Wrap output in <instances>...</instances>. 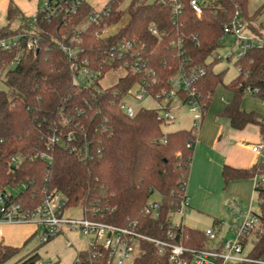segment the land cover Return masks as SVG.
<instances>
[{
    "label": "trees",
    "instance_id": "trees-1",
    "mask_svg": "<svg viewBox=\"0 0 264 264\" xmlns=\"http://www.w3.org/2000/svg\"><path fill=\"white\" fill-rule=\"evenodd\" d=\"M250 1L207 0L198 17L183 0L182 13L174 20L168 0H131L126 9V0H110L107 16L87 29L84 23L94 9L85 1L75 12L70 11L69 4L55 1L61 7L51 18L42 9L35 17H25L11 6L9 24L0 27V41L18 38L16 48L0 47V81L7 87L0 90V196L9 194L32 210L48 194L60 193L67 199V208L83 209L90 220L132 229L167 244L210 250V239L204 231L170 221V215L181 211L187 199L185 189L197 133L190 129L166 134L157 119L158 108L138 107L130 118L120 104L137 84L157 98L170 90V77L177 76L182 68L196 76V100L203 118L222 86L233 97L219 116L227 118L235 130L255 125L264 135V113L241 108L243 99L249 96L248 89L256 91L251 97L264 103V45L238 58L235 67L239 72L230 83H224L226 71L215 72L224 60L216 51L222 45L225 24L239 18L252 35L264 40V22L260 21L264 3L251 14ZM16 20L18 25L13 27ZM121 23L116 33L106 34ZM152 27H156L158 36L151 33ZM34 41L35 46L28 49ZM123 41L133 43L130 53L155 73V84L152 74L129 71L126 64L135 60L130 54H118ZM63 45L78 49L80 59L89 61L97 78L88 84H76L72 61ZM118 69L124 76L114 85L103 87L101 79ZM54 137L58 141L53 142ZM189 143L193 144L191 148L187 147ZM259 176H264V158L249 170L223 169L225 185ZM12 189L19 191L9 192ZM155 193L160 200L157 216L146 213ZM255 193L260 205L257 215L264 228L261 180ZM222 242L216 248H221ZM134 244L135 254L129 264H170L169 248L160 252V247L145 239H137ZM21 250L0 244V264H41L38 253L20 256ZM97 253L95 264H113L103 250ZM263 255L264 232L249 257L263 261ZM79 256L87 258V250L78 252ZM187 260L191 264L190 255Z\"/></svg>",
    "mask_w": 264,
    "mask_h": 264
},
{
    "label": "built area",
    "instance_id": "built-area-1",
    "mask_svg": "<svg viewBox=\"0 0 264 264\" xmlns=\"http://www.w3.org/2000/svg\"><path fill=\"white\" fill-rule=\"evenodd\" d=\"M61 4H69L71 12H75V8L80 2L85 0H76L73 4L71 0H55ZM55 1L44 0L42 10L45 12L46 17H56L59 14L61 5H57ZM171 8V13L176 20L183 10V0H168ZM191 10L200 17L206 6L207 0H187ZM109 13V7L106 5L97 10L94 9L88 20L84 23L85 29L90 27L92 24H98L107 14ZM245 24L241 19L236 18L231 22L227 23L223 27V39L231 38L235 45L232 53L226 59L234 60L235 62L242 56L243 53L247 52L251 48H261L264 45L262 38L256 37L249 33L245 35L243 29ZM151 33L159 35L156 27L151 28ZM106 34H108L106 32ZM76 40L79 42V34L76 35ZM36 44V41L28 44V49H32ZM176 44V43H175ZM174 43L172 46L175 45ZM177 45V44H176ZM18 46V38L10 40H1L0 47L9 50ZM133 43L129 41H123L118 47L119 55H128L135 60L134 64L127 63L126 66L129 71L133 74H140L145 72L152 74V84L157 82L155 73L148 70L144 64H140V58L131 54L130 51L133 49ZM178 49L180 50L181 41L178 42ZM63 51L67 54L68 58L72 61V68L74 72V80L76 84L84 85L88 84L97 78L98 73L92 72L89 67V61L80 59V52L78 49L68 45H63ZM234 51H237L235 56ZM181 52V51H180ZM19 61V58H16ZM230 62V61H229ZM239 72V69L236 68ZM202 74V70H199ZM196 76L188 75L185 70L180 69L179 73L175 77H170L169 84L171 85L170 90L164 91L163 94L158 95L157 98L151 95L144 85L137 84L129 90L127 96H131L137 101H142L145 97L154 99L160 110L158 120L163 124H169L173 122L176 117L173 113L179 110L181 107H186L192 113L193 126L192 130L198 133L202 121L203 115L201 106L196 100L197 90L195 87ZM179 92L183 93L186 98L182 99L179 96ZM255 90L248 89L249 96H254ZM264 104V103H263ZM121 109L127 114L128 117L132 118L136 114L137 108L126 105L125 103L120 104ZM52 141H58V137H54ZM192 143H189L187 147L191 148ZM252 151L264 158V143L252 146ZM160 200L158 194L155 193L146 210L149 215H158L160 206ZM188 200L185 199L182 205V212L188 210ZM67 209V199L60 193L48 194L43 202L32 210L26 209L20 203H17L9 194L0 196V222L13 225L23 224H36L41 230L42 234L40 242H48L52 237L56 236L59 232H62L64 227L71 229H79L83 236L88 240V256L83 259L79 256L74 264H95L94 254H98L97 250L101 249L108 254L109 260L113 264H129L134 258L135 254V241L137 239H145L155 243L156 246L162 248L167 247L170 249V264H189L187 255L191 256V264H243V263H258L264 264V261H255L247 256L243 255V252L248 244L254 245L258 238L263 234L264 228L260 223L256 211L249 210L247 213H242L240 208L234 203L230 204V209L237 218L242 219V223L239 229L236 230V238L234 240H223L221 248H214L210 250H193L183 247L182 245L167 244L162 241L154 240L142 236L136 233L132 229H121L110 224L90 220L84 216L82 220H75L65 215ZM217 226L206 230V236L214 241L217 239ZM172 237L171 234H169ZM248 239V242H244ZM90 254V255H89ZM93 254V255H92Z\"/></svg>",
    "mask_w": 264,
    "mask_h": 264
},
{
    "label": "crops",
    "instance_id": "crops-1",
    "mask_svg": "<svg viewBox=\"0 0 264 264\" xmlns=\"http://www.w3.org/2000/svg\"><path fill=\"white\" fill-rule=\"evenodd\" d=\"M109 1L85 0L89 6L97 10L103 8ZM43 3L44 0H0V27L9 24L8 11L11 6L17 8L25 17H35L43 8ZM18 22L16 20L12 26L15 27ZM222 94L223 104L212 111L210 106L197 133L185 189L189 203L185 212H191L189 215L191 226L202 231L217 226V240L221 237L220 241L225 240L223 238L229 235V232L227 233L229 228L235 234L242 223V219L237 218L230 209V204L234 203L242 213H247L249 210L259 212L260 205L255 186L258 180L264 185V176L233 181L225 185L223 178L225 166L249 170L263 160V156L252 151V146L264 143V135L261 134L260 127L255 125L235 130L227 118L219 116L233 97V94L226 90H223ZM249 97L248 100H243L241 108L247 112L263 114L264 104L256 101V98ZM182 224L185 225L184 219ZM34 235L35 230L30 225L0 222V244L23 249ZM262 260L264 261V255Z\"/></svg>",
    "mask_w": 264,
    "mask_h": 264
},
{
    "label": "rangeland",
    "instance_id": "rangeland-1",
    "mask_svg": "<svg viewBox=\"0 0 264 264\" xmlns=\"http://www.w3.org/2000/svg\"><path fill=\"white\" fill-rule=\"evenodd\" d=\"M130 1L131 0H126V2L123 5V9H126ZM154 1L155 0H149V2H154ZM263 3L264 0H251L249 5L250 13L251 14L254 13ZM260 21L264 22V14L262 15V18H260ZM121 26L122 23L111 27L108 31V34L110 35L116 33ZM243 33L245 35H248L250 32L246 27H244ZM234 48L235 45L233 43V40L231 38H225L222 42L221 47H219L216 51V54H219L224 60L221 64L216 66L215 72L226 71V75L224 78L225 84H228L231 81H233L238 75V71L235 67L234 60L228 62L225 59L229 56V54L232 53ZM234 53L236 56L237 51H234ZM124 74L125 73L122 69L111 71L104 78L101 79V84L105 88L112 86L115 83H117L118 80L122 76H124ZM6 88L7 87L5 86V84L2 81H0V90H6ZM223 90L225 89H223L222 86L217 88L211 103L210 111H212L215 107L219 108L220 105L223 104V102L221 101V97L223 96L222 94ZM249 98L250 97L247 95L245 96L244 99L248 100ZM255 100L259 101L258 99ZM123 103L133 108H138V107L157 108L158 106L157 102L154 99L147 97H145L142 101H137L133 97L127 96L126 98L123 99ZM244 105L246 106L247 104L245 103ZM173 113L175 114L176 119L169 124L166 123L162 124V130L164 133L166 134L173 133L179 130L188 131L192 128L194 117L189 109H187L186 107H181L179 110H176ZM18 191L19 189L9 190V192L11 193H17ZM65 215L75 220L84 219V211L81 208H67L65 211ZM189 215H191V212L190 213L189 212L183 213L182 211L175 212L170 215V221L173 225H179L180 223L183 222L184 219L185 225L188 227H192L191 226L192 224L189 220ZM23 225L32 226L35 230V235L28 242V244L21 250L20 256H26L31 253H38L39 261L41 264H74L78 252L88 249L89 246L88 240L86 239L85 236L82 235L79 229H71L69 227H64L62 232H59L56 236L52 237L48 242L42 243L40 242L42 230L36 224H23ZM230 229L231 228L227 230V233L229 232V235L225 236V238L223 239L234 240L236 238V235L233 234V230L230 231ZM221 239L222 238L219 237V240L216 239L214 241L211 240L208 241L209 248L211 249L216 248L217 246L216 244ZM252 247L253 245L251 243L248 244L243 252V255L247 256L251 252Z\"/></svg>",
    "mask_w": 264,
    "mask_h": 264
}]
</instances>
